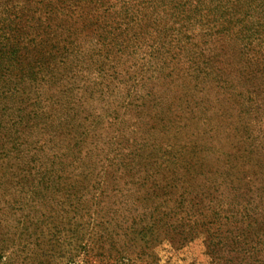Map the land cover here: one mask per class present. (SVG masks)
Returning a JSON list of instances; mask_svg holds the SVG:
<instances>
[{"label":"rangeland","instance_id":"obj_1","mask_svg":"<svg viewBox=\"0 0 264 264\" xmlns=\"http://www.w3.org/2000/svg\"><path fill=\"white\" fill-rule=\"evenodd\" d=\"M127 2L132 0H114L112 7L120 10ZM256 4L248 9L245 0H150L147 3L151 10L149 15L157 22L151 28L152 40L146 44L141 36L137 46L130 43L124 49L117 67L119 78L113 80L92 67L84 72L85 75L80 74L74 79L62 71L63 67H69L70 60L66 56L65 65L62 59L55 64L58 79L51 87L50 83L44 82L28 88L18 85L16 95L0 98V147L3 145L8 152L0 154V205L4 206L0 210L1 251L7 249L5 255L12 252L14 261L39 264L42 258L31 249H11L14 243L26 241L27 238L20 239L23 227L39 229L26 243L36 249V243L38 245L41 240L40 230H44L46 239L49 227L55 223L63 226L66 231L60 241L69 251L80 243L81 234H85L81 242L85 241L86 235L97 229L93 227L101 224L98 216L106 214L105 219L112 224H118L122 229L127 226L125 235L148 247L145 255L130 248L128 264H211L203 235L182 240L178 246L159 236L151 216H159L158 211L166 209L160 205L163 197L160 195L159 200L151 196L148 200L142 198L146 196L147 185L152 187V179H166V162L173 155L180 158L185 155L190 161L193 158L189 150L199 145L211 150L204 152L206 160L202 168V161H197L186 183L206 197L207 204L195 209L197 214L200 213V219L210 220L218 215L220 222L227 221L235 213L230 209L238 206H243L242 213L246 208L252 217L256 210L264 212V165L257 166L251 155L244 152L247 144L240 142L237 145L240 138L236 139L241 101L238 103L240 97L235 94L238 92L247 97L252 91V87L248 90L241 87L244 77L249 74L257 78L254 89L259 93L252 91L254 95L249 93L250 97L252 95L251 99L264 109V80L258 73L264 67V8ZM172 5L179 8L173 10ZM226 22H231L230 32L223 28L228 24ZM138 27L135 25L134 29ZM183 29L191 31L189 38H185ZM177 33L179 41L175 44L179 49L174 48L169 53L160 51ZM175 54L171 66L163 68L162 62ZM201 58H210V73L206 66L200 67L204 72L196 73L194 81L185 73L187 67L183 61H188L186 66L191 63L193 67L188 68L195 71L204 65L198 63ZM94 59L105 63L103 55ZM174 64L176 66H172ZM71 71L79 73L78 70ZM135 98L139 100L135 101ZM152 127L156 132L151 131ZM60 134L64 137L53 147L52 142ZM251 138L255 143L264 141L263 124L255 128ZM47 150L50 152H44ZM85 150H89L91 160L97 162V171L91 180L81 183L82 173L87 169L81 163V159L87 157L83 153ZM230 152L241 157L244 163L251 161L256 169L250 166L245 170H234L233 174L223 162L226 153ZM43 155H47L46 158H42ZM111 155L114 156L115 175L110 174L111 169L108 174L102 171ZM52 156V167L58 172L62 169L59 162L70 166L69 178L64 179L58 174V179L45 186L38 185L43 180L41 175H37L38 179L28 176L26 179L34 183L22 191L17 183L22 184V189L28 184L20 176L23 165L37 162V158L48 165ZM199 156L200 153H194L195 158ZM124 163L132 165L130 173L134 176L127 172ZM147 176L149 182L142 186L139 179ZM47 178L49 175L44 183ZM62 181H69L74 186L83 185L84 190L85 186L88 188L85 191L75 188L66 195L62 185L56 188ZM181 182L182 179L179 184ZM43 186L48 188V191L44 190L49 193L46 198L31 194L33 191L44 194ZM82 193L88 207L80 205ZM16 198L32 201V208L24 210L23 204H11ZM15 205L23 210L14 208ZM134 209L139 215L135 219L137 227L131 228L130 213ZM152 209L157 211L150 212ZM179 209L184 207L180 205ZM255 221L257 224L251 225L252 231L264 228V220ZM219 225L222 224L213 223L212 228H220L226 234L229 227ZM82 258L75 257V261L98 264L92 257L88 263L81 261ZM60 264L74 263L64 258Z\"/></svg>","mask_w":264,"mask_h":264},{"label":"trees","instance_id":"obj_2","mask_svg":"<svg viewBox=\"0 0 264 264\" xmlns=\"http://www.w3.org/2000/svg\"><path fill=\"white\" fill-rule=\"evenodd\" d=\"M113 1L0 0V98L16 95L18 85L28 88L30 85L44 82L45 84L50 83L49 87H51L58 79V75L54 72L55 64L59 59H62L65 65L66 56L70 60L69 67H63L62 71L66 75L71 74V77L74 79L80 74L85 75L84 72L92 67L100 72V74H105L113 80L119 78L120 73L117 67L122 59L124 49L130 43L131 46L133 44V47L137 46L140 43L139 41H141V36H144L145 43L149 44L152 40L150 35L151 28L156 26L157 22L149 15L151 10L148 7L149 5L147 6V3L149 4L150 0H132V2L125 3L124 7L120 10L112 7ZM263 1L245 0V5L250 9L256 2V5L264 8ZM135 3H137L136 8L134 7ZM169 5L168 3L167 9ZM172 7L173 10L179 8L178 5H172ZM226 23L228 24H225L223 28L227 32H230L232 26L229 24L231 22ZM135 25H139L137 30L134 29ZM183 30L186 33L185 38H189L191 31L188 29ZM177 40L179 41V33L173 37L171 42L169 40L166 41L160 51L169 53L174 48L178 50V44H175ZM101 55H103L105 63L97 62L94 59ZM176 55L174 57L169 55L171 59H165L162 62L163 68L171 66L170 62L176 58ZM255 57L257 59V56ZM187 62L183 61L184 67H187L185 73L193 80L196 73L204 72L200 67L206 66L208 72L211 68L209 66L210 58H201L198 63L204 65L198 66L195 71L189 70L188 67H193V65L189 63L186 66ZM172 69L174 68L172 67ZM71 70H78L79 73L72 72ZM258 73L260 74V78L264 80V67ZM249 75V77H244V85H241V87H245L246 90L252 87V91H256L255 94H259L257 92L258 89H254L256 87L255 79L257 78L252 74ZM195 87L199 88V85L196 84ZM252 91L248 92L247 97H242L241 93L238 92L235 94V96L240 97L237 98L238 103L241 101L240 120L237 124L238 126L236 125V139L240 138L237 141V145L240 142L247 144L244 147V152L251 155L257 166H261L264 165V141L255 143L251 137L254 136L257 126L260 124L264 125V109H261V105L254 98L251 99L252 95L250 97V94L253 93ZM6 93L9 95H5ZM137 100L139 99L135 98V101ZM188 107H191V104H188ZM154 129L152 127L151 131L156 132ZM69 135L73 137L72 134ZM59 136L52 142L53 147L64 137V134H60ZM80 149L82 150V148ZM209 150L211 149H206L199 145L191 147L189 151L195 162L193 159L187 161L185 155L183 158L173 155L172 159L166 162V179L161 181L160 179H152V187L147 185L146 189H144L146 196L142 199L148 200V197L151 196L155 200H159L158 198L161 195L163 198L160 205H164L166 208L161 212L158 211L159 216H151L153 227L157 228L159 236L168 238L175 246L181 244L182 240H191L196 236L203 235L206 254L209 256L211 264H234L236 261H238L237 264H264V228H259L254 232L252 231L254 229L251 227V225L255 226L257 224L255 220H264V212L256 210L252 217V214L248 213L246 208H244L245 211L242 213L240 210L243 206H238L236 209H230L231 211H235V213L224 222L219 221L218 215L210 220H202L199 217L200 213L197 214L195 212L196 207H204L203 204H207L205 203L206 197H203L201 193L195 192L186 182L198 160L202 161L201 168L205 164L203 162L206 160L204 152ZM44 152L49 153L50 151ZM7 153L2 145L0 147V154L6 155ZM17 153H19V150ZM83 153L84 156H87L85 159L76 157L77 159H81L82 165L85 169L87 168L82 173L83 180L81 183L88 181V179L91 180L93 174L97 171V162L91 160L90 151L85 150ZM194 153H200L201 156L195 158ZM46 156L43 155L42 158H46ZM113 160L114 156L111 155V158L107 160L106 165L102 168V171L106 174L109 173L110 169L111 175L116 174L112 168L114 164ZM37 162H26L23 167L21 166L20 176L25 181H28L24 189H22V184L17 183L22 191L27 189L31 183H34L30 179H38L37 175H41L43 178L38 185L45 184V186H50L55 178H59L58 174L67 179L69 178L67 174L72 173V170L69 169L70 166L62 161L59 162V164H62L61 172L53 169V156L48 165L40 158H37ZM223 162L224 166L229 168L233 174L234 170H245L250 166L256 169V166L251 161L244 163L241 157L233 155L231 152L226 153ZM124 167L132 175L130 173L133 170L132 165L124 163ZM47 175H49V178L44 183ZM28 176H31V178L26 179ZM149 179L150 177L148 176L143 179L140 178L139 182L142 186H145L149 182ZM181 179L182 182L179 184ZM64 181H62V184H57L56 188L62 185L65 188L64 193L66 195L70 190H74L75 188L83 191L88 188L85 186L84 190L83 185L74 186L69 181L67 183H64ZM44 190L48 191V188L43 186L44 194L40 192L36 193V191H33L31 194L43 199L49 194ZM84 196L85 194L83 193L80 195V205L88 207L89 203L85 204L87 201L84 200ZM68 200L72 199L69 198ZM149 202L152 203L153 201L150 200ZM154 202L156 203L157 201ZM11 204H23L24 210H29V208H32L33 202L26 198H16L13 199ZM180 205L184 207L183 210L179 209ZM3 208L4 206L0 205V210ZM14 208L22 209L18 205H15ZM156 211L150 210V212ZM65 214L66 218L67 213ZM130 214H132L130 220H133L130 227L135 228L137 227L135 226L137 221L135 219L138 218L139 214L135 209ZM213 214L214 212L211 215ZM98 217L99 219L101 218V224H96L93 228L97 229L90 231L91 234L86 235V240L82 242L81 240L84 239L85 234H81V239L79 238L80 243H76L73 250H66L62 241H60L62 233L66 230L63 226H58L56 223L48 228L46 239L43 237L44 230H40L41 240L38 245L36 243V249L26 243L31 236L36 235L39 229H35L34 226L33 231L30 227H23L20 239L24 240L27 238L26 241L14 243L15 246H12L11 249L23 248L25 251L31 249L32 253L42 258L39 264H60V261L64 258H67L74 264H80V260L79 262L75 261V257H83L81 261L84 263H88L90 257H92L98 261V264H128L131 260L130 253L128 252H130V248L132 247L137 250L136 253L139 255H145L148 247L140 245L136 239L125 235L124 232L127 226H124V229H122V227H118V224H112V221L105 219L106 214ZM121 218L122 215L119 214L118 219L121 220ZM61 223L63 225L62 220ZM213 223L227 225L229 228L226 230V234H223L220 228H212ZM87 240H90V245H87ZM1 248L0 264H25L24 261H14L11 255L12 252L10 253L9 251L8 255H5L7 249L1 251ZM30 255L29 253L28 257Z\"/></svg>","mask_w":264,"mask_h":264}]
</instances>
